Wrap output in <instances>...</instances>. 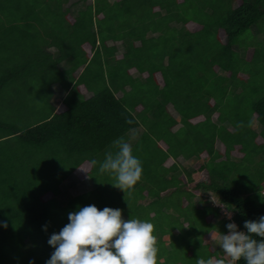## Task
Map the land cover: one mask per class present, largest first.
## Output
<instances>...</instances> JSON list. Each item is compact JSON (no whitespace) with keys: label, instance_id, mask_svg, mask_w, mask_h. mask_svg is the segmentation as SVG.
Here are the masks:
<instances>
[{"label":"trees","instance_id":"obj_1","mask_svg":"<svg viewBox=\"0 0 264 264\" xmlns=\"http://www.w3.org/2000/svg\"><path fill=\"white\" fill-rule=\"evenodd\" d=\"M100 1L63 9L61 0H0V95L10 82H71L75 73L72 96L81 85L93 93L65 99L62 113L0 102L1 113L9 108V123L0 116V264H46L51 234L70 212L93 204L151 222L157 264H197L198 257L232 264L205 238L227 234L230 222L243 231L246 220L264 216V85L250 84V67L264 74V45L246 42L250 30L264 27V0ZM30 115L24 129L15 126ZM128 136L145 165L131 193L113 187L115 180L78 194L60 189L85 163L91 175V161L115 154ZM14 140L30 147L22 159L14 157ZM236 150L242 158L231 157ZM167 160L174 163L166 167ZM191 162L206 175L185 193Z\"/></svg>","mask_w":264,"mask_h":264},{"label":"clouds","instance_id":"obj_2","mask_svg":"<svg viewBox=\"0 0 264 264\" xmlns=\"http://www.w3.org/2000/svg\"><path fill=\"white\" fill-rule=\"evenodd\" d=\"M66 110L67 106L62 112ZM116 143L118 151L106 154L104 160L99 162L98 171L114 177L116 183L113 187L123 193H131L142 178V162L133 154L128 142L120 140ZM163 150H166V146ZM97 163L94 159L91 161L93 166ZM67 220L68 223L58 233L51 234L47 241L54 251L46 264L158 262L157 237L151 222L137 218L125 220L120 209L104 207L99 210L95 205L79 207L68 214ZM0 227L6 225L0 224ZM225 227L227 234L219 233L216 244L232 264H238L241 259L245 264H264V216L258 220H246L243 231L238 230L234 222L227 223ZM197 264H226V261L223 258L206 260L198 257Z\"/></svg>","mask_w":264,"mask_h":264},{"label":"rangeland","instance_id":"obj_3","mask_svg":"<svg viewBox=\"0 0 264 264\" xmlns=\"http://www.w3.org/2000/svg\"><path fill=\"white\" fill-rule=\"evenodd\" d=\"M91 1L95 2V0H91ZM61 2L71 3V2H74V0H61ZM100 2L106 3L104 0H101ZM65 6H66L65 3H63V9H67V7H65ZM79 6H81V5H79ZM68 18H69V20H71V17H68ZM2 24L3 23L0 22V26H2ZM190 27L193 28V25L190 24ZM257 29L259 30L258 31L259 34L257 33V35L253 31V29L248 32V34H247L248 38L246 41L248 44H253L256 46V44H258L260 42V44L262 43V45H264V27L263 26L261 27L259 25ZM220 37L223 38L222 32H220ZM56 43H57V39H53L50 42L49 47L55 46ZM83 48H85V50L88 52V56H89L90 55V52H89L90 48L88 46H86V47L84 46ZM89 58H90V56H89ZM263 60L264 59H262V61ZM72 68H73V66H70V69H72ZM252 69L253 68L250 67V73L253 72L255 78L254 79L251 78L250 84H252V82H253V84H255V85H264V74H262L256 70H252ZM159 78L160 77H158V80H159ZM240 78L246 79L245 76H241ZM35 79L36 78H33L28 85H13V83L10 82V84H8L7 87L2 88V90H4V91H1L2 93L0 95V102L5 101L7 103H12L15 106H23L29 110H35L37 108L48 110V108H49L48 106H53L54 110L56 111V87L64 88L67 85H69L68 82L70 80V77L68 76V77L56 79V76H55V78H53V80H50L46 83H42L41 81H38V78L36 80ZM5 85H7V83ZM10 87H12V88H10ZM17 92L19 94H16ZM58 94H59V92H58ZM47 102L49 103V105L46 104ZM8 106L11 107V104H9ZM62 108H63V106H61L57 109H58V111H61ZM8 109L9 108H6V110L3 111V113H1V110H0V114H2L0 116L2 118L6 119L5 121L7 123H9V121L7 120L9 118V110ZM26 117H24V118H22V120L16 122L15 126L17 128L24 129L25 128L24 126H27V124H28L27 122H29L30 120H34V118L31 117V115L26 116ZM214 118H216V116H214ZM11 123H14V122H11ZM30 124H32V123H30ZM1 130H2V128H1ZM3 131L7 134L8 133L7 127L4 126ZM192 131L195 132L194 130H192ZM172 132H174V131H172ZM2 135H3V133L0 132V138ZM134 139L131 138V136H128L127 138L123 139L122 141L128 142L133 148V146H135L137 144V143L136 144L134 143L135 145L133 144ZM187 139L188 138H184L183 141L178 139L182 143V147L185 145L184 142ZM189 139H191L192 141L194 140L193 137H190ZM260 141H261V139H259V142ZM159 143H160L159 145L161 146V148L164 149L165 145L163 144V142H159ZM10 144L15 146L14 151H16V153L14 154V157H16V158L19 157L20 159H22L23 156L25 155L24 150L27 148H30L29 146H23L22 144L19 146L18 143L16 142V140L10 142ZM194 145H195V143L193 141V146ZM217 147L221 149V154L224 157L225 156V147L222 145H220V147L219 146H217ZM183 150H184V148H181V150H178L176 152H178L179 154L184 156L185 154H184ZM236 152H237V150L234 151L233 153H231V157L232 158L234 157V159H238L240 156V158H242V155H240L239 153H236ZM105 156L100 157V159L97 160L98 163L94 166V170L91 173V175L90 174L88 175V173H90L89 171L91 169V166L89 163H85L82 167L77 169V171H75L73 173V175L66 178V180L64 181V185H62L60 187V189L65 190V191L68 190L72 193L78 194V193H84L89 188L92 189L99 182H100L99 185L102 186L103 183L101 181H104V180L108 181V182H105L104 184L114 183L115 179L113 176H111L108 173L102 174L98 171L99 162H102L104 160ZM205 157H206V155H202V157H201L202 160L206 159ZM143 158L144 157L141 156L140 159L142 160ZM182 158L183 157H180V159L178 160L181 163L183 162V161H181ZM26 163H28V161L27 162L25 161L24 165H22V166L29 167V164H26ZM173 163H174L173 161L169 160L168 162H166V167H170ZM143 165H144V163L142 164V166ZM199 165H200V162H191V166L195 169V173L192 175L190 174V177H188V175H185L184 177H182L183 182L187 183L185 193L190 192L189 186L191 185L192 181L198 182V181H200V179L203 180V176L206 175V172L200 174L201 171L199 170ZM148 166H149V164L147 165V167ZM37 168H39V167H37ZM153 170H154V168L152 169V171ZM161 176H163V172L161 173ZM88 180H90L89 184L87 183ZM188 180H191V181H188ZM182 196L184 197L185 203H187L186 201L188 200V197L185 198V196H186L185 194H182ZM128 197H129V194H126V198H128ZM199 197L200 196H195V200H197ZM212 197H213L212 198L213 205L220 206V204L217 201V197H215L213 195H212ZM93 205H95V204H93ZM223 213H227V212L223 211ZM230 216L231 215L227 213L226 219H229ZM218 235L219 234H217V233H211L208 236H206V238H205V240L208 242V244H210V250L212 253L215 252L217 249H219L217 244H216V241L218 239ZM215 254H217V253H215ZM213 260H215V258H213Z\"/></svg>","mask_w":264,"mask_h":264},{"label":"crops","instance_id":"obj_4","mask_svg":"<svg viewBox=\"0 0 264 264\" xmlns=\"http://www.w3.org/2000/svg\"><path fill=\"white\" fill-rule=\"evenodd\" d=\"M72 5V2L71 3H68V4H66V6L65 7H70ZM77 79H78V73H75L74 74V77H73V80L70 82H68L69 83V85H67L66 87H64V88H59V87H56V113H59V112H62V111H64L65 110V105H64V100L65 99H68V98H75V100H87V99H89V98H91L92 96H93V93H90V92H88L87 91V89H86V87L84 86V85H81V86H79L78 88H77V90H76V92L77 93H74L73 94V96H72V93L74 92V88H75V85H77L76 84V81H77ZM73 90V91H72ZM98 89H96V90H94V91H97ZM58 92H59V94H58ZM61 106H63V108H62V110L61 111H58V109L57 108H59V107H61ZM139 111V110H138ZM171 117L173 118V119H177L178 117H177V115L175 114V112H171ZM203 120V118L202 117H199V118H196V119H193V120H191L190 121V123H192V124H196V123H198V122H201ZM177 129V127H175L174 129H173V131H175ZM202 155H204V154H202ZM202 155H200L201 157H202ZM201 160H202V158H200ZM169 160H167V162H168Z\"/></svg>","mask_w":264,"mask_h":264}]
</instances>
